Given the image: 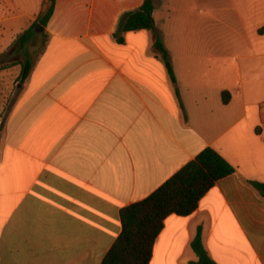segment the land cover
I'll return each instance as SVG.
<instances>
[{
  "label": "crops",
  "instance_id": "crops-1",
  "mask_svg": "<svg viewBox=\"0 0 264 264\" xmlns=\"http://www.w3.org/2000/svg\"><path fill=\"white\" fill-rule=\"evenodd\" d=\"M142 2L55 0L27 78L21 64L0 67V264H101L121 233L120 211L206 147L236 171L193 214L164 220L149 264L196 262L198 229L216 264H264V194L250 184L264 185V0H217L234 13L240 46L222 69L172 65L175 84L150 32L113 37ZM209 2L155 0L170 58L162 13L204 18ZM36 18L9 39L0 33V55Z\"/></svg>",
  "mask_w": 264,
  "mask_h": 264
},
{
  "label": "trees",
  "instance_id": "trees-1",
  "mask_svg": "<svg viewBox=\"0 0 264 264\" xmlns=\"http://www.w3.org/2000/svg\"><path fill=\"white\" fill-rule=\"evenodd\" d=\"M49 1L45 12L39 15L37 20L19 37L18 41L22 46L34 35L33 29L36 25L44 27L51 18L55 0ZM154 8L155 0H143L137 10L123 14L113 37L118 42H122L123 34L126 32L138 30L150 32L154 48L171 82L175 84L170 55L155 26ZM31 66L28 60L21 64V82L27 78ZM221 100L223 104H227L229 94L222 92ZM235 171V168L216 150L211 147L204 148L149 196L120 211L121 233L101 264H149L153 244L164 226V220L172 214L184 218L193 214L204 194L218 180ZM250 184L264 194L262 192L264 185L253 181H250ZM191 248L197 256V261L193 264H216L202 246L200 229L191 243Z\"/></svg>",
  "mask_w": 264,
  "mask_h": 264
},
{
  "label": "rangeland",
  "instance_id": "rangeland-1",
  "mask_svg": "<svg viewBox=\"0 0 264 264\" xmlns=\"http://www.w3.org/2000/svg\"><path fill=\"white\" fill-rule=\"evenodd\" d=\"M45 1L0 0V33L3 38L9 39L16 25L25 26L32 18L43 14L47 6ZM209 6V15L204 18L191 10L162 13L161 19L165 20H159V24L171 52L174 69H222L223 56H235L234 51L240 45L234 39L235 28L231 31L234 13L219 9L217 0H210ZM33 30L34 35L23 46L18 39L24 31L17 37H11L12 42L0 55V67L12 68L26 60L34 63L39 58L45 44V36L40 25H36ZM228 51L231 52L225 53ZM10 106L11 104L9 109Z\"/></svg>",
  "mask_w": 264,
  "mask_h": 264
},
{
  "label": "built area",
  "instance_id": "built-area-1",
  "mask_svg": "<svg viewBox=\"0 0 264 264\" xmlns=\"http://www.w3.org/2000/svg\"><path fill=\"white\" fill-rule=\"evenodd\" d=\"M262 117H263V123H264V105L262 107Z\"/></svg>",
  "mask_w": 264,
  "mask_h": 264
},
{
  "label": "water",
  "instance_id": "water-1",
  "mask_svg": "<svg viewBox=\"0 0 264 264\" xmlns=\"http://www.w3.org/2000/svg\"><path fill=\"white\" fill-rule=\"evenodd\" d=\"M263 191H264V187H263Z\"/></svg>",
  "mask_w": 264,
  "mask_h": 264
}]
</instances>
